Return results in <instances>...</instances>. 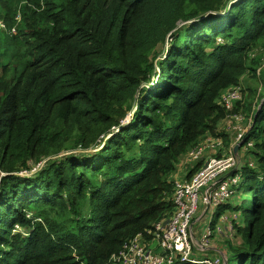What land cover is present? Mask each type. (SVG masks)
I'll return each instance as SVG.
<instances>
[{
    "label": "trees",
    "instance_id": "1",
    "mask_svg": "<svg viewBox=\"0 0 264 264\" xmlns=\"http://www.w3.org/2000/svg\"><path fill=\"white\" fill-rule=\"evenodd\" d=\"M239 111L256 138L220 258L264 264V0H0V264H105L172 218L178 162L229 148Z\"/></svg>",
    "mask_w": 264,
    "mask_h": 264
},
{
    "label": "built area",
    "instance_id": "2",
    "mask_svg": "<svg viewBox=\"0 0 264 264\" xmlns=\"http://www.w3.org/2000/svg\"><path fill=\"white\" fill-rule=\"evenodd\" d=\"M2 26V25H1ZM242 86H236L221 96V102L226 110H232L236 102L242 101L245 91ZM246 118L241 111L229 113L225 121L227 129L238 130L240 153L253 146L251 140L245 138V134L251 128L253 121H249L245 127L238 125ZM214 138V139H213ZM210 142L204 145L195 146L189 156L198 161L204 150L212 151L215 154L222 146V138L213 137ZM234 145V144H233ZM231 145L227 154L221 158L208 157L202 167L195 172L189 181H174L175 213L168 221H157L145 234L138 233L127 242L122 248L113 253L105 264H221V256L204 254L202 258L197 257L200 252L206 251L211 246V229L219 231L221 223L225 225L228 221V233L232 235L233 226L229 216L222 213L219 221L214 223L218 215L214 217V210L222 206L234 194L235 186L240 179L239 172L226 178L214 186L209 195L204 193L205 188L217 178L234 168L236 159L233 155ZM250 167H255V162L248 160ZM202 191V192H201ZM201 192V193H200ZM208 208L205 216V224L201 226L202 234L199 239L194 237L195 223L201 216L198 212ZM231 223V224H230ZM191 231L193 233H191ZM154 243V245H153ZM156 243V244H155Z\"/></svg>",
    "mask_w": 264,
    "mask_h": 264
},
{
    "label": "rangeland",
    "instance_id": "3",
    "mask_svg": "<svg viewBox=\"0 0 264 264\" xmlns=\"http://www.w3.org/2000/svg\"><path fill=\"white\" fill-rule=\"evenodd\" d=\"M2 28V27H1ZM248 84L250 85L249 87H251V88H254V87H257L256 86V84L253 82V81H248ZM242 88V90L244 91L245 90V88L242 86L241 87ZM260 87H258L257 88V90L258 91H260V93H261V89H259ZM246 93L244 94V96H243V99H244V97H246ZM256 97V96H255ZM242 98H241V100H243ZM263 101V100H262ZM257 104V103H256ZM246 116V118H248L249 120H244V124H246L247 125V123L250 121L251 122V120L253 121V115L252 116H250V115H245ZM255 116V115H254ZM130 118V116H128L127 117V119H129ZM250 118H251V120H250ZM242 122L238 125V128L239 127H243V124ZM225 126V121L223 120L222 121V125L219 127V130L220 131H222V132H224L223 131V127ZM243 129V128H242ZM239 132H238V130H232V133L231 134H229L230 136H231V138H232V145L234 144V145H236V144H238V143H240L241 141L238 139V137H239V135L240 134H238ZM256 133H253V134H251V136H250V139L252 140V139H255L256 137ZM211 138H213V137H205V138H203L202 140H201V142L199 143V144H197V146L198 145H204L205 143H208V142H210V139ZM214 139V138H213ZM233 145V146H234ZM240 145V144H239ZM223 148V142H222V146H221V148H220V150H217L216 151V153L215 154H212L211 155V153L209 154V155H207V156H205L204 157V159L206 160L207 159V157H211V156H214V157H218V158H221L220 157V155H219V153H220V151H221V149ZM228 149L229 148H226V149H224L223 148V154L225 155V154H227V152H228ZM191 151V150H190ZM188 155H189V153L185 156V157H182V159L178 162V164H177V167H176V170H175V172H174V174H173V176H172V180L173 181H175L179 176H180V174H181V172H182V166H183V164H186L187 162H191V163H193V162H197V161H193L194 160V158H192V156H189L188 157ZM202 160V164L205 162V160ZM251 161V163H253V162H255V160L254 159H251L250 160ZM244 164V163H243ZM202 192V191H201ZM200 192V193H201ZM201 213V211L200 212H198L197 213V216H199V214ZM225 215H227V214H225ZM228 216V215H227ZM203 222L201 221V220H198V222H196V226H195V228H194V237L196 238V239H199L200 237H201V234H202V230H201V226L203 227L204 225L202 224ZM228 221L226 222V227H225V225H223L222 223L220 224L221 225V229L219 230V231H215V230H213V232H212V229H211V235H212V237H211V246H213L216 250H217V252H215V253H218V254H220V256L221 255H223V253H224V250H223V244H224V242H225V240L226 239H228V238H230L232 235H230L229 233H228V230H230L229 229V226H228ZM231 224V223H230ZM226 229H228V230H226ZM233 231H234V229H233ZM233 231H232V234H233ZM156 244V243H155ZM153 245H154V243H153ZM211 253H214V252H210V254ZM215 255V254H214ZM202 256L203 255H201V254H198L197 255V257H199V258H202Z\"/></svg>",
    "mask_w": 264,
    "mask_h": 264
},
{
    "label": "water",
    "instance_id": "4",
    "mask_svg": "<svg viewBox=\"0 0 264 264\" xmlns=\"http://www.w3.org/2000/svg\"><path fill=\"white\" fill-rule=\"evenodd\" d=\"M262 106V103L258 106V109H260V107ZM256 116V115H255ZM232 152H233V155L236 159V165L234 166V168H232L231 170H229L228 172H226L225 174H223L222 176H220L219 178H217L215 181H213L211 184H209L205 190H204V193L206 196L209 195V191L214 187L216 186L219 182H221L222 180L226 179V178H229L231 176H233L234 174L238 173L239 171L242 170V167H243V160H242V156L240 154V145L239 144H236L233 146L232 148ZM208 208L206 207V209L204 210V214H206Z\"/></svg>",
    "mask_w": 264,
    "mask_h": 264
},
{
    "label": "crops",
    "instance_id": "5",
    "mask_svg": "<svg viewBox=\"0 0 264 264\" xmlns=\"http://www.w3.org/2000/svg\"><path fill=\"white\" fill-rule=\"evenodd\" d=\"M243 123V122H242ZM222 125V122L220 123V126ZM243 125V127H245L246 126V124H242ZM219 126V127H220ZM223 131L224 132H226L227 134H231L232 133V130L231 129H227L226 128V126H224L223 127ZM231 143H232V141H231ZM220 150V149H219ZM211 153V155H212V151H209V150H204V152H203V154L200 156V159H204V157L205 156H207V155H209ZM207 154V155H206ZM208 158V157H207ZM199 159V160H200ZM205 160V159H204ZM190 163L191 162H187L186 164H183V166H182V172H181V174H180V176L176 179V180H179V181H183L184 180V176H185V174L188 172V169L190 168V167H188V165H190ZM204 214V210L199 214V216H201L200 218H198V220H201L203 223L202 224H205L204 222H205V216L203 215ZM198 216V217H199ZM198 220L196 221V222H198ZM218 221H219V218H218ZM197 224L195 223V226H196ZM193 229H194V225H193ZM191 233H193L192 231H191ZM208 249L206 250V251H204L203 253L202 252H200V254L201 255H204V254H206V255H208V253H209V255L211 256V255H214V254H216L215 252H217V250L213 247V246H210V247H207ZM210 252H214V253H211L210 254Z\"/></svg>",
    "mask_w": 264,
    "mask_h": 264
}]
</instances>
